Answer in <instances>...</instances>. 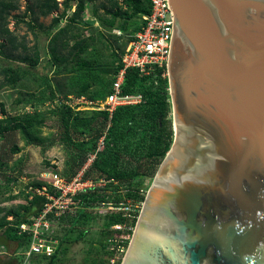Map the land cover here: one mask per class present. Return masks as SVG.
Masks as SVG:
<instances>
[{
	"label": "water",
	"instance_id": "obj_1",
	"mask_svg": "<svg viewBox=\"0 0 264 264\" xmlns=\"http://www.w3.org/2000/svg\"><path fill=\"white\" fill-rule=\"evenodd\" d=\"M174 139L121 264H264V0H169Z\"/></svg>",
	"mask_w": 264,
	"mask_h": 264
},
{
	"label": "rangeland",
	"instance_id": "obj_2",
	"mask_svg": "<svg viewBox=\"0 0 264 264\" xmlns=\"http://www.w3.org/2000/svg\"><path fill=\"white\" fill-rule=\"evenodd\" d=\"M14 1L18 4L19 10L12 12L9 29L17 36L18 43L26 47V51L22 46L16 53L34 56L36 51H39L41 61L32 73L33 77L40 83L42 82L43 86L38 87L34 81L24 79L16 88H0V104L5 106L8 116L38 111L45 121L40 128H34L28 131V134L13 132L0 135V221L6 218L8 222L16 220L14 213H24L22 208L27 204L26 196L33 190L40 194L52 192V182L46 174H59L68 180L67 178L76 171L75 164L80 163L79 156L58 140L61 128L52 112L57 104H66L75 111L82 112L79 118L74 119L70 124V138L75 144H82L92 139L104 124L103 118L95 117L92 112L103 111L105 108L107 98L104 95L108 92L110 88L108 83L114 75L108 63L113 59L114 53L117 54L124 50L129 40L138 34L142 26L141 19L136 17L128 23L125 32L105 29L93 16L95 6L86 2L85 11L77 19L74 32L80 33L81 39L90 42L89 50L82 57L91 63V68L83 73L58 76L56 75L57 68L49 63L51 55L48 34L68 24V19L62 20L59 25L53 24V21L64 12L63 0H57L60 9L47 17L27 13L28 7L34 3L33 0ZM117 2L123 11L128 9L122 0H117ZM102 5L110 11L114 6V0L97 1L96 7L100 9V14H105L106 10ZM74 10L73 8L69 13V17L72 16ZM33 20H35L33 23L35 29L31 30L28 23ZM64 54L67 55L68 51ZM10 66L17 68L18 64L0 56V70ZM44 77L47 78V82L43 80ZM3 81V75H0V83ZM86 85L89 89L83 91L82 88ZM157 86L154 85V87ZM167 89L170 93V86ZM136 115L137 117L130 122H127L128 119H123L114 133L116 137L123 134L118 147L122 170L134 169L138 159L146 153L150 144L149 137L145 133L146 118L141 111H138ZM168 120L171 121L174 131L173 110ZM15 148L20 149L19 154L14 153ZM104 149L105 146L102 147V151ZM155 177L156 175H148L134 181L133 184L139 190V196L146 199ZM39 184H42V188H39ZM126 188L127 185L113 183L106 190L108 201L104 204L105 206L101 207L102 212L97 211L95 206L92 207L89 211L90 221L85 229L73 233L72 237L60 245L59 264H107L111 256L110 248L114 245L109 244L106 247L104 244L107 235H110V238L114 236V227L109 224L125 206L130 208L134 214L139 213L140 215L144 204L143 201L126 200L128 192ZM76 213L77 209L68 203L64 217L53 222V225L57 227L54 230V236L65 233ZM125 214L127 215V212ZM127 219L128 223L132 222V218L127 217ZM80 232L84 235L73 240ZM29 249L30 247H26L25 250L18 252H27ZM15 252H17V243L6 240L0 234V255H11ZM47 263V260L41 257L32 256L28 264ZM0 264L16 263L13 260L7 262L0 260Z\"/></svg>",
	"mask_w": 264,
	"mask_h": 264
},
{
	"label": "trees",
	"instance_id": "obj_3",
	"mask_svg": "<svg viewBox=\"0 0 264 264\" xmlns=\"http://www.w3.org/2000/svg\"><path fill=\"white\" fill-rule=\"evenodd\" d=\"M33 1L34 3L30 5L27 10V13H31L32 15L38 14L41 17H47L60 9V4L57 0ZM97 1L98 0H63L64 12L53 21V24L59 25L62 20L66 19H68V24L58 31L48 34L49 51L51 55L49 63L57 68L56 75H74L83 73V71L91 68V63L82 57V55L89 50L90 42L89 40L81 39L80 33L74 32L77 19L85 11L86 2H90L95 6L93 16L100 22L103 28L109 30H120L125 32L127 31L128 23L134 18L139 17L142 22L141 31L146 24L144 17L151 14V0H122L128 7L125 11L118 5L117 0H114V6L110 11L107 10V7L102 5L103 9L106 10L105 14H100V9L96 7ZM73 8L75 10L72 16L69 17V13H71ZM17 10H19V6L14 0H0V56L5 60L13 61L18 64L17 68L10 66L0 70V75H3L4 78V81L0 83V88H16L24 79H30V81H34L38 87H42V82L40 83L35 79L32 73V71L39 66L41 61L39 51H36L34 56L16 53L22 46L25 49L24 51H26V47L18 43L17 36L9 29L11 14ZM34 22L35 20L28 23L31 30L35 29ZM133 39L134 38H131L128 44ZM72 41H74L73 44ZM128 44L122 52L117 54L114 53L113 59L108 63V65L112 67L114 75L112 80L108 83L110 88L104 95L106 98L113 93V84L116 80V75L123 68L121 57L125 53ZM65 51H68L67 55L64 54ZM43 80L47 82V78L44 77ZM154 85L158 86L154 87ZM168 87V79L155 78L153 76L143 78L140 77L135 70L128 71L123 86V94L142 95V103L134 107H120L112 116L107 111L92 112L95 117H102L104 124L92 139L82 144H75L70 138V124L74 119H78L82 112H77L66 104H57V106H55L52 113L58 119L61 128L58 140L69 149L75 151L80 159V163L75 164L76 171L67 179L72 180L76 177L79 170L88 159V156L97 150L100 139L106 136L105 149L98 153L97 159L86 172L85 179L96 182L106 180L108 184L106 186L107 189L104 188L101 191H91L78 196L77 199L81 200V205L77 209L76 215L73 216L72 220L69 222V227L65 230V233L61 237L59 236L60 244L55 254L52 257L36 256L47 260V264H59L61 252L59 249L61 247L60 245L63 241L72 237L73 233L85 229V226L90 221L89 218L91 214L89 211L94 206L97 208L107 203L108 200L105 192L113 183L127 185L126 189L128 192L126 194V200L145 201V197L139 196V190L133 183L138 178H143L148 175L155 176L157 174L167 153L171 149L174 139L171 121L168 120V116L172 110L171 96L167 89ZM82 89L86 91L89 89V86L86 85ZM138 111H141L146 118L145 133L149 137L150 144L146 153L138 159L134 169L122 170L120 167L121 154L118 147L120 141L123 139V134L116 137L114 133L123 119H128L127 122H130L137 117L136 114ZM0 116H2V118H0V135L13 132L28 134V131L32 129L40 128L45 121L44 118H41L42 115L40 117L38 111L33 113L27 112L17 116H8L3 104H0ZM14 153L19 154L20 149L15 148ZM38 186L42 188V184ZM26 199L27 204L22 208L24 213H14V217L16 218L15 221L8 222L6 218L0 221V234L6 240L17 243V252L25 250L26 247H30L31 244V240L27 235L19 234L20 226L24 223H30L33 217L40 215L45 204L48 202L45 196L39 195L35 190L29 193ZM125 213L124 211H120L109 225L114 227L120 224H127L135 227L139 213H133L134 218L131 223L129 222L130 224L128 223L129 220L127 217H125ZM9 215L13 216L12 214ZM63 217L64 216L61 218ZM113 233L114 236L112 235L111 238L110 235H107L105 238L104 244L106 247L111 244V240L120 234V232L115 230ZM132 234V232L126 233L128 237L126 240L127 246H129ZM83 235L84 233L80 232L73 240L81 238ZM17 252L11 255H0V260L6 262L8 260H13L16 264H20L22 257L17 256ZM107 264H110L109 258ZM118 264H120V262Z\"/></svg>",
	"mask_w": 264,
	"mask_h": 264
},
{
	"label": "built area",
	"instance_id": "obj_4",
	"mask_svg": "<svg viewBox=\"0 0 264 264\" xmlns=\"http://www.w3.org/2000/svg\"><path fill=\"white\" fill-rule=\"evenodd\" d=\"M151 14L144 17L146 24L134 39L128 44L125 53L121 57L123 68L116 75L113 84V93L107 97L103 111L109 112L112 116L120 107H134L143 101L142 95H125L123 86L127 72L135 70L140 77H150L168 79V64L175 29V19L169 0H151ZM99 111V110H98ZM106 136L100 139L97 150L88 156L85 164L78 175L71 181L66 180L59 174H46L52 182V192L38 193L45 196L48 202L45 204L42 213L31 219L30 223L20 226V235H27L30 240V249L25 252H18L16 255L22 257L20 264H28L32 256L40 255L52 257L59 244V236H54V220L60 219L66 214L68 203L78 209L81 200L78 196L91 191L103 190L108 182L106 180L93 181L86 180L85 174L97 159L102 147L106 146ZM105 206V205H102ZM102 206L96 208L102 212ZM122 211L127 212L125 217L134 218L130 208L124 207ZM120 232L119 236L111 240L114 244L110 248V264H118L126 254L127 232H134L131 225L120 224L113 228ZM133 235V234H132ZM62 235H60L61 237ZM132 238V237H131Z\"/></svg>",
	"mask_w": 264,
	"mask_h": 264
}]
</instances>
